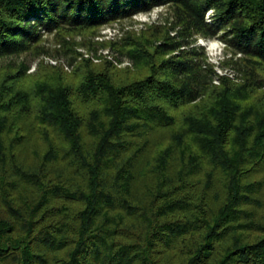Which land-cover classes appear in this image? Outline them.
I'll list each match as a JSON object with an SVG mask.
<instances>
[{
  "label": "trees",
  "instance_id": "obj_1",
  "mask_svg": "<svg viewBox=\"0 0 264 264\" xmlns=\"http://www.w3.org/2000/svg\"><path fill=\"white\" fill-rule=\"evenodd\" d=\"M162 4L244 80L214 85L159 27L118 48L136 76L0 65V264H264V0H0V59Z\"/></svg>",
  "mask_w": 264,
  "mask_h": 264
},
{
  "label": "rangeland",
  "instance_id": "obj_2",
  "mask_svg": "<svg viewBox=\"0 0 264 264\" xmlns=\"http://www.w3.org/2000/svg\"><path fill=\"white\" fill-rule=\"evenodd\" d=\"M213 15L211 9L206 13L204 20L207 23H212ZM179 21L174 7L162 4L154 6L149 11L137 12L129 17L117 19L111 23L101 25L99 28L84 32L59 34V31L46 32L42 30L40 41L42 51L39 54L26 53L19 57L3 58L0 59V65L7 64L13 59L17 61L25 59L30 64L28 73H35L42 64L45 66H62L69 73L83 59H90L93 63L99 65L109 60L119 69H130L133 76H136L138 73L134 60L128 55L120 53L118 48L124 43L122 42L124 38L135 36L143 39L144 33L147 36L146 34L152 32L151 29L159 27L168 29L170 36L178 41L186 40L188 45L180 49L185 48V51H195L202 54L196 60L202 64L203 68L212 67V83L214 85L221 84L219 77H229L236 83L244 80V72L239 66L242 63L244 54L234 51L222 39L221 32L215 36H208L193 29L191 36L182 35L181 24L183 23L178 24ZM163 39L164 37H159L153 43L160 44ZM112 42H118L117 47H114ZM180 52L181 50L178 49L166 57L180 54ZM54 61L57 63L53 64Z\"/></svg>",
  "mask_w": 264,
  "mask_h": 264
},
{
  "label": "built area",
  "instance_id": "obj_3",
  "mask_svg": "<svg viewBox=\"0 0 264 264\" xmlns=\"http://www.w3.org/2000/svg\"><path fill=\"white\" fill-rule=\"evenodd\" d=\"M203 44H204V43H203ZM56 61H57V60H56ZM56 63H57V62H55V61L53 62V64H56ZM120 63H121V62H120ZM120 63H119V64H120Z\"/></svg>",
  "mask_w": 264,
  "mask_h": 264
}]
</instances>
